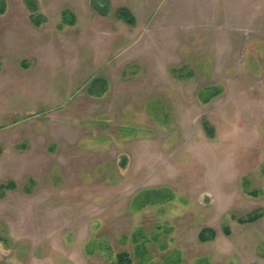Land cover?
Masks as SVG:
<instances>
[{
  "label": "rangeland",
  "instance_id": "rangeland-1",
  "mask_svg": "<svg viewBox=\"0 0 264 264\" xmlns=\"http://www.w3.org/2000/svg\"><path fill=\"white\" fill-rule=\"evenodd\" d=\"M37 1L0 15V264H264V0Z\"/></svg>",
  "mask_w": 264,
  "mask_h": 264
},
{
  "label": "trees",
  "instance_id": "trees-1",
  "mask_svg": "<svg viewBox=\"0 0 264 264\" xmlns=\"http://www.w3.org/2000/svg\"><path fill=\"white\" fill-rule=\"evenodd\" d=\"M26 9L29 12V20L35 27H40L43 24H46L48 22L47 18L39 12V4L37 0H23ZM7 4L6 0H0V15H3L6 12ZM101 14H103L99 9H97ZM114 16L116 19L124 22L125 24L129 26H134L137 22L136 16L130 10L128 7L121 6L117 7L114 10ZM75 26L76 25V16L74 13H71L69 10H64L61 13V21L58 25V28L61 29L63 26ZM216 93V90H211L209 92L206 91L207 99H210V97L214 96ZM210 96V97H209ZM204 125L207 126V123L204 122ZM205 126V127H206ZM1 152V151H0ZM12 185L15 188V184L13 181H10L6 184H0V190L7 188L8 186ZM148 190H156V189H148ZM149 192V191H146ZM155 196H157L159 199H162L163 195L162 193H156ZM262 217V211L257 209L252 211L251 213L247 214V216L243 219H240V223H253L256 222L259 218ZM215 235V233L205 228L202 230L199 234V239L201 241H205L208 238H212ZM136 241V240H135ZM2 242V240H0ZM137 246V245H136ZM138 248V247H137ZM144 253V250L141 254ZM112 264H132V260L127 252H120L116 255V260Z\"/></svg>",
  "mask_w": 264,
  "mask_h": 264
}]
</instances>
